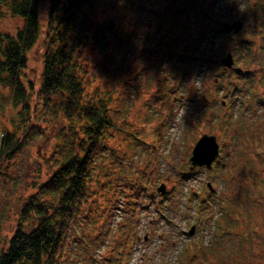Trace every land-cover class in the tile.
<instances>
[{"label": "rangeland", "instance_id": "1", "mask_svg": "<svg viewBox=\"0 0 264 264\" xmlns=\"http://www.w3.org/2000/svg\"><path fill=\"white\" fill-rule=\"evenodd\" d=\"M135 1L131 45L120 61L121 67L116 83V94L127 98L122 118L125 120L123 125L127 132L130 131V135L124 131L118 135L114 134L108 140L109 147L112 148L121 143L126 150L127 159L120 166L111 151H106L98 159L96 179L80 217L82 224L81 232L76 236L79 244L76 248L75 264L113 263L110 261L111 254L117 249H123L120 234L126 219L131 183L146 167L144 160L147 153H150L149 140L142 142L133 134H139L146 139L151 138L153 121L148 117L145 105L162 77L158 70L160 63L157 59L158 54L155 53L154 57L149 55L158 38L156 15L160 16L166 7H170L165 27L171 29L167 36L169 40H173L176 33L185 35L188 28L184 26L191 21V12H185L182 8L184 0ZM230 4L231 1L227 0L225 7H229V12L235 11L238 16L242 11L248 10L243 7L236 9ZM103 6H106L105 0H99L95 11L89 17L79 52L85 70L92 80L91 85L86 86L87 94L93 92L96 85L95 63L99 55L92 36L98 31L105 17ZM260 7L262 6L258 5L255 12L261 17L262 13L264 16V11L262 12ZM46 11L47 6L42 4L39 9L42 25L46 23ZM227 20V16L223 18V0H219L208 22L213 32L208 41L201 46L199 60L195 61L196 71L202 73L195 75L194 72L189 77L185 95L180 97L171 112L170 124L164 136L166 140L159 149L154 171L150 175L152 177L150 194L155 197V204L151 209L144 210L141 215L137 241L132 245L129 255L127 257L124 255L121 264L125 261L127 264H190L183 256L185 248L188 247L187 252L190 250L192 252L193 249L197 250L199 245L206 250L203 258L205 264H264V193H262L264 190L260 193L263 196L258 198L253 196L258 193L248 191L247 186L239 190L241 180L249 183L255 177L261 178L264 187V165H261V161L255 159L252 153L254 136L258 134L264 137V106H261L257 99L246 98L241 102H245L244 104L240 106L235 104L233 111L236 121L232 124V133L228 134L229 138L224 141L222 163L225 166L221 170L210 174L201 167L192 170L191 175H182L183 172L188 173L194 140L204 132L215 134L218 138L220 127L218 118L222 116L225 120L228 117L225 115L226 105L221 106L220 99H215L214 91L217 83L214 79L217 80L218 77L222 84L228 81L227 73L222 72L220 58L228 51L232 52L234 59L240 53L239 37L235 38L232 35L231 39H228L218 33L217 29ZM256 21L255 16L250 20L251 25L254 26ZM18 25H20L18 18L8 13L0 15V30H13ZM263 27L264 24L260 28ZM43 41L44 39L40 38L29 52V63L24 72V79L32 80L35 83V90L38 88L42 65ZM178 46L181 48L184 42L175 45V49ZM255 47V59L245 71L253 72L256 79L258 74H264L262 30ZM173 63L174 60H171L159 67L161 70L169 69ZM190 86L191 89L188 88ZM262 87L260 83L257 91L260 92ZM0 92L8 96L6 90L0 89ZM202 96L207 100H202ZM219 96H223V91H220ZM110 108L111 105L108 106V111H111ZM18 111V107L0 101V135L2 132L12 131L20 122ZM29 123L36 126L35 134L14 159L7 173L8 178L0 174V251L6 248L8 239L16 227L23 200L34 192V186L45 182L52 174L55 164L51 161V156L56 144L59 143L60 132L65 124L60 116L51 117L45 113L35 119L32 112L29 115ZM153 147L157 148V144ZM149 159L151 160L150 156ZM4 167L3 162L0 169ZM180 179H183L182 187L180 185L174 189L173 184L180 183ZM105 180L108 182L103 186ZM207 183L211 184L213 192L208 191ZM161 184L164 185L166 197L156 192ZM203 199H207L206 204H203ZM106 200L113 203L112 226L120 233H111L103 243H99L96 236L102 239L104 233L101 229L100 204ZM158 208L163 211V216L158 213ZM223 211H226V216L231 218L233 225L239 224L240 217L246 214L257 218L261 241H254L256 244L254 255L245 254L248 251L247 240H242L231 232L223 234ZM33 225L34 221H30L26 228L30 229ZM192 225L195 226L194 231L189 235ZM240 251L245 254V262L237 263L235 256L236 252Z\"/></svg>", "mask_w": 264, "mask_h": 264}, {"label": "trees", "instance_id": "2", "mask_svg": "<svg viewBox=\"0 0 264 264\" xmlns=\"http://www.w3.org/2000/svg\"><path fill=\"white\" fill-rule=\"evenodd\" d=\"M98 1L0 0V15L8 13L20 20V25L13 30H0V89L8 92V96L0 92V101L18 107L20 118L12 131L0 135V164L5 163L0 174L8 178L7 173L14 159L35 134L36 126L29 123L30 112L35 114V119L46 113L51 117H62L65 123L51 156L55 168L49 178L34 186V192L23 200L16 227L6 248L0 251V264H75L79 244L76 236L81 232L82 224L80 217L96 179L98 159L106 151L115 154L120 166L127 159L122 144L117 143L112 148L108 140L114 134L127 132L122 118L127 98L116 94V83L120 61L131 42L136 2L105 0V17L92 36L99 55L95 63L96 85L95 90L87 94L86 86L91 85L92 80L79 52L86 24ZM212 2L189 0L194 15L193 28L186 36L181 33L176 35L175 43L184 39L186 41L185 46L177 51L174 43L166 41L171 32L170 28L165 29L170 7H166L160 16L156 15V35L160 37L154 43L153 52L159 55L158 70L162 77L145 106L148 117L153 121L152 136L160 145L166 140L164 136L170 124L163 110L173 108L179 94L185 92L184 80L194 62L195 47L203 41L202 33L206 26V15L200 11L204 8L207 12ZM42 4L47 6L44 25L39 15ZM189 4L188 0H184L185 11ZM194 37L196 43L192 44ZM40 38L44 39L42 65L38 88L35 90V83L24 79V72L29 63V52ZM251 38L246 36L244 39L247 59L253 47ZM173 59L175 63L169 69H160L159 65ZM109 105L111 111H108ZM230 122L231 117L225 125L228 130ZM127 133L130 135V131ZM135 134L133 136L137 140H149L148 146L154 149L153 140ZM157 152L152 154L156 157ZM150 165L131 183L126 219L120 228V243L124 246L136 239L142 212L155 203V197L150 194L152 178L147 173ZM107 182L103 181V186ZM100 205L101 229L104 233L102 239L96 238L99 243H103L111 233L120 231L112 226L113 203L106 200ZM30 221H34V225L27 229ZM256 227L257 218H249L242 236L248 235L252 240L256 235ZM117 252L111 254L110 261L113 263L107 264H121ZM198 260L201 263L202 258L198 257Z\"/></svg>", "mask_w": 264, "mask_h": 264}, {"label": "water", "instance_id": "3", "mask_svg": "<svg viewBox=\"0 0 264 264\" xmlns=\"http://www.w3.org/2000/svg\"><path fill=\"white\" fill-rule=\"evenodd\" d=\"M240 22H235L232 25L224 24V28L229 31L232 27L237 31L240 27ZM222 63L226 66H230L232 64V59L230 54H228L225 58H223ZM218 154V145L215 141L214 136L203 135L196 143L191 156V168L195 166L206 165L208 168L211 165V162L215 159ZM164 187L161 186L158 188V191L163 192Z\"/></svg>", "mask_w": 264, "mask_h": 264}, {"label": "flooded vegetation", "instance_id": "4", "mask_svg": "<svg viewBox=\"0 0 264 264\" xmlns=\"http://www.w3.org/2000/svg\"><path fill=\"white\" fill-rule=\"evenodd\" d=\"M262 138H264V137H262Z\"/></svg>", "mask_w": 264, "mask_h": 264}]
</instances>
